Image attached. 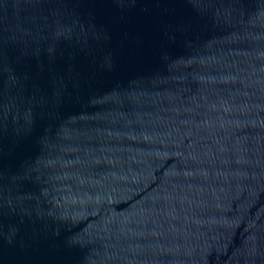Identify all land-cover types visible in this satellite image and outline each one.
Wrapping results in <instances>:
<instances>
[{"label": "water", "instance_id": "obj_1", "mask_svg": "<svg viewBox=\"0 0 264 264\" xmlns=\"http://www.w3.org/2000/svg\"><path fill=\"white\" fill-rule=\"evenodd\" d=\"M0 264H264V0H0Z\"/></svg>", "mask_w": 264, "mask_h": 264}]
</instances>
